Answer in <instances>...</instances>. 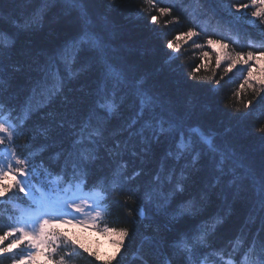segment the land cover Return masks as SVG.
<instances>
[{"label":"trees","instance_id":"16d2710c","mask_svg":"<svg viewBox=\"0 0 264 264\" xmlns=\"http://www.w3.org/2000/svg\"><path fill=\"white\" fill-rule=\"evenodd\" d=\"M154 5L148 0H79L78 3L73 0H0V37H10L13 41L12 47L5 46L0 54V103L8 118L20 122L22 129L12 146H20L17 149L20 152L31 140L28 154L37 176L45 178L52 173L71 178L74 175L71 161L78 155L73 145L76 140H81V150L95 148L96 159L91 161L83 178L90 186L110 177L115 166L120 164L126 165L128 175L133 171L141 172L136 179L137 188L151 183L156 174L162 172L164 181L160 191L167 194L170 191L167 177L174 175L179 179L181 169L190 163L183 155H177L181 135L188 139V129L200 127L204 133H211L219 151L213 153L198 136L191 137L201 158L195 166L199 169L193 178L195 183L189 182V191L202 181L215 183L219 179L208 211L219 210L225 199L229 208L227 221L210 241L213 248L223 249V252L198 258L213 264H222L224 257L232 258L238 264H254L259 258L260 241L264 238V208L260 196L264 181V132L261 131L264 128V102L254 104L248 115H240L233 94L240 88L246 71L233 70L227 74L213 95L208 88L200 86L208 81L186 79V74L201 63L200 50L191 42L182 44L179 59L171 63L152 29L132 14L134 6L145 10L144 15L149 16L158 15L156 8L174 5L171 15L180 16L182 23L166 26L165 22L171 21V16H161L156 27L165 33L163 40L196 25L197 31L202 30V37L213 35L220 39L229 33L212 18L214 0H206L203 7L195 0H154ZM85 31L98 37L103 49L82 44L76 59L69 55L67 64L59 61L52 69L59 76L58 90L51 95L41 91L34 94L36 81H44L41 69L47 63L45 54L54 53ZM231 36L236 38V33ZM238 40L239 43L229 40L235 51H255L264 45V27L245 24ZM249 40L251 47H241L248 45ZM195 42L202 44L204 40ZM89 61V70L81 71ZM105 62L123 76L115 95L112 92L115 82L107 81V97L116 105L112 113L99 107L105 102V91H101L105 85ZM176 64L183 67L177 68ZM257 70L264 72L262 61L258 69H253L254 72ZM222 71L223 65L217 70V78ZM208 74L206 70L200 71L201 76ZM56 84L54 78H49L46 87L53 88ZM241 95L245 101L252 98L250 90ZM29 100L32 109L25 113L23 109ZM247 111L241 104L240 112ZM153 116L159 119L153 120ZM173 124L178 128L160 132L161 126L169 129ZM82 127L83 132L78 135ZM44 129L50 131L45 134ZM96 130L99 135H94ZM90 136L99 143L92 144ZM221 151L226 153L223 172L218 167ZM170 152L173 155L169 156ZM221 190L224 195H220ZM126 195L127 192H112L115 203L109 208L102 227L105 224L127 226L132 217L127 216L128 208L122 206ZM135 199L133 196L128 201L129 208L135 207ZM21 206L20 200H0V229ZM152 234L144 226L138 227L119 264H165L171 250L165 255L154 248L149 239H145ZM164 236L170 239L167 233ZM237 239L239 244L234 250L229 241L235 244ZM0 264H10V261L0 260ZM70 264H93V258L81 250Z\"/></svg>","mask_w":264,"mask_h":264},{"label":"snow or ice","instance_id":"6c2138e0","mask_svg":"<svg viewBox=\"0 0 264 264\" xmlns=\"http://www.w3.org/2000/svg\"><path fill=\"white\" fill-rule=\"evenodd\" d=\"M78 2L79 0H73V3ZM205 2L206 0H195V3L200 7H203ZM148 3L155 7L154 0H148ZM214 5L215 7L211 10L212 18L216 19L217 24L229 33V36H222L220 39L213 38V35L202 37V30L197 31L198 25H196L187 27L186 31L180 32L166 41L163 40L165 33L156 27L161 16H171V21L165 22L166 26L169 23L174 26H179L182 23L180 16L171 15L174 5L156 8L158 15L149 16L144 15L145 10L134 6L132 14L146 22L147 26L152 29L171 63H175L179 59L182 44L191 42L194 48L199 49L201 63L186 74V79L197 82L208 81L209 83H203L200 86L208 88L213 92V95H216L221 81L227 74L232 73L233 70L246 71L240 88L233 95L237 102L236 111L240 115H248L254 104L264 102V72L253 71L254 68L258 69L261 61L264 60V50H261L264 45L255 51H235L230 46L229 40L231 43H239L238 36L245 24L264 27V0H236V2L214 0ZM233 32L236 33V38L231 36ZM198 39H203L204 43H196L195 41ZM85 43L90 44L93 48L103 49L99 38L85 31L82 36L66 42L54 53L45 54L47 63L41 69L44 81H36L33 93L41 91L42 94L51 95L52 92L58 90L59 76L57 73H53L52 69L57 66L59 61L67 64L69 55L72 59H76L81 45ZM12 45L13 41L10 37H0V54L4 52L5 46L11 48ZM245 46L251 47L252 41L249 40L248 45H241V47ZM88 64L90 61L81 67V71H88ZM222 65L223 71L217 78V70ZM176 67L182 68L183 66L176 64ZM202 69L210 74L201 76ZM105 70V85L101 88V91H105L103 97L105 102L99 107L112 113L116 109V105L107 97V81L111 79L115 82L112 87L113 95H115L123 76L107 62H105ZM49 78H54L57 81L53 88L46 87ZM245 90L252 92V98L246 101L241 95ZM241 104L244 109L248 110L247 112H240ZM225 107L228 106L225 105ZM2 108L3 104L0 103V109ZM31 109L32 104L29 100L23 111L30 113ZM152 119L159 118L153 116ZM172 128H178V126L173 124L169 129L161 126L160 132L171 131ZM21 131L18 124L14 125L8 121L0 120V200L6 202L20 200L22 202L18 213L10 216L4 228L0 229V260H8L10 264H36L37 257H44V264H70L73 257L81 254L82 250L83 253H87L93 258V264L94 262L119 264V259L127 252L128 244L140 226L152 231V236L145 237V239H149L154 248L161 250L165 255H168L171 250V255H168L165 264H202L199 256H216L223 252V249L213 248L210 241L219 231V227H222L227 221V209L229 208L227 199L219 205V210L208 211L212 195L219 187V179L215 183L202 181L194 190L189 191V182L195 183L193 178L199 171L195 166L201 158V153L196 152L195 141L191 137L198 136L210 151L216 153L219 150L214 144L211 133L206 134L201 131L200 127H194L188 129V139H185L183 134L181 135L177 145V155L178 157L183 155L184 159L189 160L190 163L181 169L179 179L174 175L167 177L170 191L165 194L160 191L164 181L162 172L157 173L151 183L137 188L135 183L141 172L133 171L131 175H128L125 172L126 165L120 164L115 166L110 177L106 176L103 181H97L90 186L83 178L91 167V161L96 159L95 148L81 150V140H76L73 145L74 152L78 153L76 159L71 161L74 173L73 181L56 191L50 190L47 185H38L35 183L36 170L32 164V157L28 154L31 151V140L23 146L20 152L17 150L20 146H12L15 137ZM49 131V129H44L45 134ZM261 131L264 132V128ZM82 132L83 127L78 135H81ZM94 135H99V130H96ZM89 139L92 144L99 143L92 136ZM117 155H119L118 150ZM168 155L171 156L173 153L170 152ZM22 156L24 158H21ZM220 156L218 167L223 172L222 164L226 153L221 151ZM185 172L188 173L187 177L184 176ZM48 176L50 184L59 185L62 181V177L53 176L52 173H48ZM85 189L90 190L85 191ZM113 191L121 194L128 193L124 197L122 206L128 208L127 216L132 219L127 222V226L109 227L105 224L101 228V231L109 236L115 246V252L105 258L98 251L86 247L74 235L61 229L59 225L62 222L66 225L75 223L86 228L99 227L104 215L115 203L112 198ZM220 195H224L223 190ZM133 196L136 197L135 207L129 208L128 201L132 200ZM260 196L261 206L264 208V181L261 182ZM88 201L91 203L89 204ZM81 216L84 218L81 219ZM161 217H163L162 220ZM164 233H167L170 239H166ZM229 244L235 250L239 239L235 244L232 241H229ZM161 245L163 246L161 247ZM65 249H70V251L65 252ZM249 251L251 252L252 249ZM258 256L259 258L254 264H264V238L260 241ZM227 264H232V261L229 260Z\"/></svg>","mask_w":264,"mask_h":264},{"label":"rangeland","instance_id":"374dc122","mask_svg":"<svg viewBox=\"0 0 264 264\" xmlns=\"http://www.w3.org/2000/svg\"><path fill=\"white\" fill-rule=\"evenodd\" d=\"M262 64L264 65V60H262ZM77 203H80V201H77ZM88 203L90 204L91 201H88ZM80 218L83 219L84 217L81 216ZM69 219H71V217H69ZM72 225L76 224L74 223ZM72 225H66L61 222L59 227ZM80 228H73L72 230L68 231V233L74 235L77 239L81 241V243L85 244L86 247L98 251L102 257L106 258L107 256H110L115 252V246L111 242L109 236L101 235L100 233L96 234L89 229L85 230L83 228ZM42 261H44V257H37L36 264H44V262Z\"/></svg>","mask_w":264,"mask_h":264}]
</instances>
